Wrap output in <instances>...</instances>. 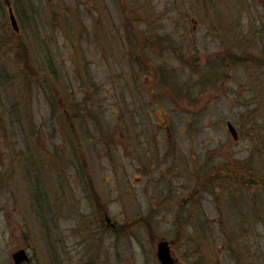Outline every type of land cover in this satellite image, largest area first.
Returning a JSON list of instances; mask_svg holds the SVG:
<instances>
[{"label": "rangeland", "instance_id": "374dc122", "mask_svg": "<svg viewBox=\"0 0 264 264\" xmlns=\"http://www.w3.org/2000/svg\"><path fill=\"white\" fill-rule=\"evenodd\" d=\"M7 1L0 264H264V0Z\"/></svg>", "mask_w": 264, "mask_h": 264}, {"label": "trees", "instance_id": "16d2710c", "mask_svg": "<svg viewBox=\"0 0 264 264\" xmlns=\"http://www.w3.org/2000/svg\"><path fill=\"white\" fill-rule=\"evenodd\" d=\"M29 67H32V66H29ZM165 70L168 73L167 69ZM162 72H163L162 74L163 78L165 79L167 77V74L164 70H162ZM60 100H62V98H60ZM66 116H67V119L71 122L72 119H69L68 115ZM226 169L227 170H223V171H221V169L214 171V174H212V176L209 177L206 180V182L204 178V181H203L204 184H201V187H198V188L196 187L197 189L193 187L191 194L187 196L189 197L188 202H196L197 203L196 206L200 207L202 206L200 194L201 192L205 190L213 191L218 186H221V187L232 186L233 188L237 189V188H242L246 185L252 186V184H254L253 175L256 176V173L253 171H250L249 168H248L249 171H247V169L240 168V167L233 165L230 168H226ZM214 175H215V179H217L218 182L213 181L211 183L212 185L210 187H207L210 182L209 180H212L214 178ZM257 175H260V174H257ZM220 176H221V179H220ZM198 178L201 179V177H198ZM245 181H249V182L245 184Z\"/></svg>", "mask_w": 264, "mask_h": 264}, {"label": "water", "instance_id": "95a60500", "mask_svg": "<svg viewBox=\"0 0 264 264\" xmlns=\"http://www.w3.org/2000/svg\"><path fill=\"white\" fill-rule=\"evenodd\" d=\"M7 3L9 4V12L12 26L16 32H19L20 26L16 14L14 13L13 7L11 6L9 0L7 1ZM227 125L233 137L238 138V131L234 124L231 121H228ZM107 220L111 221V217L109 215L107 216ZM113 225L116 224L113 223ZM157 256L161 264H183L181 261L176 260V258L172 254L171 241L167 238H162L159 240L157 244ZM13 258L16 264H22L30 260V255L26 248H21L13 253Z\"/></svg>", "mask_w": 264, "mask_h": 264}, {"label": "flooded vegetation", "instance_id": "af4514ba", "mask_svg": "<svg viewBox=\"0 0 264 264\" xmlns=\"http://www.w3.org/2000/svg\"><path fill=\"white\" fill-rule=\"evenodd\" d=\"M183 189H184V185H183ZM184 199H185V201H184ZM188 200H189V197H187V196H186V197H183V200H182V202L180 203V207L183 208V207H184V204H185V203H188ZM107 214H108V213L105 214V219H106V221L111 222L110 220H107V216H108ZM115 224L117 225V223H115ZM116 225H113V223H112V226H113V227H116ZM171 245H172V243H171ZM171 251H172V254H173L172 247H171ZM174 257H175V256H174ZM175 258H176V257H175ZM176 260H178V258H176ZM178 261H180V260H178ZM181 262H182V261H181ZM182 263H183V262H182ZM183 264H184V263H183Z\"/></svg>", "mask_w": 264, "mask_h": 264}, {"label": "bare ground", "instance_id": "6f19581e", "mask_svg": "<svg viewBox=\"0 0 264 264\" xmlns=\"http://www.w3.org/2000/svg\"><path fill=\"white\" fill-rule=\"evenodd\" d=\"M113 223H115V222H113Z\"/></svg>", "mask_w": 264, "mask_h": 264}]
</instances>
